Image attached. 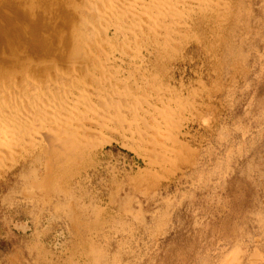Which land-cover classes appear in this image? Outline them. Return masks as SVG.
I'll return each instance as SVG.
<instances>
[{
  "label": "rangeland",
  "instance_id": "374dc122",
  "mask_svg": "<svg viewBox=\"0 0 264 264\" xmlns=\"http://www.w3.org/2000/svg\"><path fill=\"white\" fill-rule=\"evenodd\" d=\"M230 3L165 54L153 43L137 58L141 31L121 49L109 28L123 102L156 114L139 111L149 129L92 131L100 145L78 161L42 150L0 171V264H264V0ZM87 12L86 0H0V77L91 81Z\"/></svg>",
  "mask_w": 264,
  "mask_h": 264
},
{
  "label": "bare ground",
  "instance_id": "6f19581e",
  "mask_svg": "<svg viewBox=\"0 0 264 264\" xmlns=\"http://www.w3.org/2000/svg\"><path fill=\"white\" fill-rule=\"evenodd\" d=\"M86 5L88 8L87 14L91 17L92 24L97 27L96 29L87 27L84 31L85 39L91 40L90 36L97 35L96 38L92 37L95 41L93 42L92 40L94 44H90L91 48L98 50V53L95 52L96 56H94V58L97 57L98 59L91 68L95 74L93 73V75L89 71L93 75V77H90L91 81L88 83L73 82V79L71 80L69 77L70 73L67 75L57 74L54 80L51 81L45 79L46 83L44 84L42 83L43 81H39L37 78L32 82L30 81L32 78L29 79L25 76L14 78L13 80L0 77V171H3L5 167L8 170L14 163L24 159L25 156H32L33 159L41 156L42 150H46V156L53 154L57 150L61 161L64 160L66 163L78 161L76 160L78 157L82 156L85 158L90 156L97 149L99 142L97 143L93 138L91 139L92 131L94 133V131L108 127L109 123L129 126V128L135 125L138 126L140 122L139 116H141L139 111L141 112L142 109L144 110L142 115L149 117L154 114L151 118L155 116L156 113L153 108H156L154 107L156 104H150L151 101H147L146 98L145 100L144 98H138V105H128L123 102V91L121 93L119 91L120 87L116 88L122 82L121 80V82L119 81L120 75L110 72L113 71L110 70L113 56L110 57L111 53L107 49L113 45H108L107 43L105 52L104 48L106 46L103 47L102 44L104 39L109 41V28L112 27V29L116 30V32L112 31L115 33L114 36L116 35L115 37L113 36L116 38L114 39L115 41L109 37L111 40L110 44H118L120 40L118 38L121 37L124 41L120 40L119 42L121 49L127 48L125 42L132 44V41H135L137 43L136 33L141 31L139 39L141 44L139 51H141L137 58L142 57L143 50L146 49L148 51L153 43L154 45H159V50L154 51V53L165 54L172 44H178L180 42L179 39L189 32V21L191 23V20L199 16L198 18L201 21L203 20L208 24L216 23L215 26H219L217 24L220 19L223 21V15H230L228 12L231 3L230 0H86ZM112 40L114 41L113 43ZM102 52L103 54H101ZM6 75L5 77H7ZM35 81L41 82V84L35 83ZM153 82L154 87L158 88L161 86L157 84L159 82L156 83L154 80ZM154 91L155 89L153 93ZM169 91L166 90V93ZM164 94L160 93L158 95L157 92L158 97L154 98L151 96L152 98L150 99L156 102L158 98L156 103L163 104L164 97L166 99ZM141 103H143V106ZM160 107L162 108V105ZM156 112L159 111L156 110ZM166 122L167 119L163 126L164 124L166 125ZM140 123L142 124V122ZM158 125L156 124V127ZM143 126L145 127V124H142V128ZM133 130L135 131L136 129ZM145 135L148 136L149 132ZM149 139L150 137L147 140ZM49 157L48 159H51ZM83 161L85 162L86 159H83ZM56 163H58V160ZM8 164L11 166H8ZM77 165L79 166V163Z\"/></svg>",
  "mask_w": 264,
  "mask_h": 264
}]
</instances>
